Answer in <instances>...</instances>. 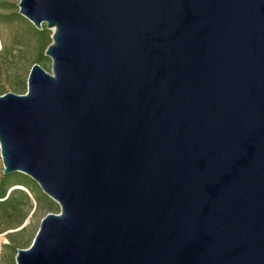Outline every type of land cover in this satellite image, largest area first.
Returning <instances> with one entry per match:
<instances>
[{
    "label": "water",
    "instance_id": "1",
    "mask_svg": "<svg viewBox=\"0 0 264 264\" xmlns=\"http://www.w3.org/2000/svg\"><path fill=\"white\" fill-rule=\"evenodd\" d=\"M51 31L0 96L2 174L58 206L15 264H264V0H19Z\"/></svg>",
    "mask_w": 264,
    "mask_h": 264
},
{
    "label": "rangeland",
    "instance_id": "2",
    "mask_svg": "<svg viewBox=\"0 0 264 264\" xmlns=\"http://www.w3.org/2000/svg\"><path fill=\"white\" fill-rule=\"evenodd\" d=\"M18 2L19 0H0V88H3L5 93L23 95L26 92V78L29 69L32 64H36L38 47L36 43L37 36L33 31V29H36L18 14ZM41 26L44 27L43 24ZM45 30L47 41L51 42V31ZM38 65L45 72L49 73L50 60L47 57ZM23 88L24 92L22 93L20 90ZM1 174L2 164L0 159ZM57 212L58 206L53 201H51L50 207H47L45 203H41L39 209L34 212L31 218L28 216V219L24 221L22 226L1 232L0 264H15V253L6 245L8 243L6 234L15 233L13 244L18 246L30 245L37 231L40 219L47 213L57 214ZM3 223L4 221L0 222V227ZM24 226L25 231L18 233Z\"/></svg>",
    "mask_w": 264,
    "mask_h": 264
},
{
    "label": "trees",
    "instance_id": "3",
    "mask_svg": "<svg viewBox=\"0 0 264 264\" xmlns=\"http://www.w3.org/2000/svg\"><path fill=\"white\" fill-rule=\"evenodd\" d=\"M36 34V43L38 47L36 64H40L45 60L43 52L50 44L47 41L46 30L41 26L40 30H34ZM18 91V90H16ZM24 92V88L22 90ZM5 90L0 88V95L4 94ZM41 203H45L50 207L51 201L41 193L38 186L28 177L20 173H10L0 175V222L4 221L0 227V233L6 230L15 229L24 223L28 216L31 218L34 212L39 209ZM58 213V212H57ZM25 231V226L18 233ZM13 236L15 233L6 234L8 243L7 247L16 253V250L23 249L29 246H18L13 244Z\"/></svg>",
    "mask_w": 264,
    "mask_h": 264
}]
</instances>
